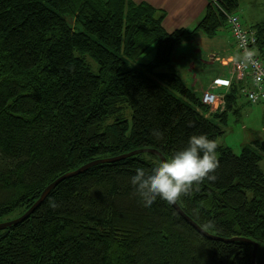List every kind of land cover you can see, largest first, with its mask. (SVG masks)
<instances>
[{
	"label": "trees",
	"instance_id": "1",
	"mask_svg": "<svg viewBox=\"0 0 264 264\" xmlns=\"http://www.w3.org/2000/svg\"><path fill=\"white\" fill-rule=\"evenodd\" d=\"M239 5L208 0L188 32L167 30L165 11L143 1L0 0V224L92 161L144 149L167 158L207 133L218 145L216 179L194 184L176 204L207 234L239 239H208L159 199L144 207L129 184L136 166L159 160L144 153L59 183L27 219L0 231V264H252L254 244L255 264H264V148L235 155L217 142L249 83L232 84L223 110L211 113L178 75L158 72L193 34L227 26ZM253 30L264 62V21ZM153 47L154 58L140 64ZM152 129L165 140L155 142Z\"/></svg>",
	"mask_w": 264,
	"mask_h": 264
},
{
	"label": "crops",
	"instance_id": "2",
	"mask_svg": "<svg viewBox=\"0 0 264 264\" xmlns=\"http://www.w3.org/2000/svg\"><path fill=\"white\" fill-rule=\"evenodd\" d=\"M134 1L147 2L154 8L164 10L166 13L164 27L169 31L182 28L188 32H193L203 18L208 5V0ZM263 3L264 0H240L237 14L239 15V10L242 11V14L248 11H259L263 9L261 7ZM253 14L250 26H244L242 22L244 29L253 30V26L256 23L264 21V19L258 21L254 12ZM238 58L239 53L227 25L220 28L212 37H208L201 31L193 34L191 40L178 46L172 57V65L167 70L178 75L183 84L200 97L214 79H227L230 76L229 69ZM182 75L190 79L191 85L185 84ZM237 80L238 78L232 75V84H237ZM214 93L219 96H225L227 89L219 88ZM219 109L223 110V106Z\"/></svg>",
	"mask_w": 264,
	"mask_h": 264
},
{
	"label": "clouds",
	"instance_id": "3",
	"mask_svg": "<svg viewBox=\"0 0 264 264\" xmlns=\"http://www.w3.org/2000/svg\"><path fill=\"white\" fill-rule=\"evenodd\" d=\"M155 142L165 140V132L152 129L150 133ZM218 145L207 133L190 135L184 146L172 152L167 158L157 160L150 169L136 166L129 178L132 195L151 207L157 199L168 204L176 203L186 195L196 183L214 181L219 167ZM49 206L57 207L53 199Z\"/></svg>",
	"mask_w": 264,
	"mask_h": 264
},
{
	"label": "rangeland",
	"instance_id": "4",
	"mask_svg": "<svg viewBox=\"0 0 264 264\" xmlns=\"http://www.w3.org/2000/svg\"><path fill=\"white\" fill-rule=\"evenodd\" d=\"M261 7H263V9L259 11H248L243 14L242 11L239 10V15L242 19L244 26H250L251 16L254 15L253 12L255 13V16H257L256 18L258 21L264 19V3L262 4ZM68 24L72 25L75 31H82V28L78 24L74 25L70 18H68ZM233 41L235 42L234 39ZM177 49L178 47L176 48V50ZM154 54H155V48L153 47L144 55L143 58L140 59L139 63L140 64L149 63L154 58ZM257 56L259 57L260 60H262L258 54ZM239 58H240V53H239ZM84 60L86 64L89 66L91 73L97 75L98 64L89 56H84ZM234 63L235 61L232 63V66ZM232 66L229 69L230 76L227 79H221V78L214 79L212 83L208 86V88L202 92L204 93L210 91L216 97V101L213 105H206L209 107L210 112L212 113H214L217 109L222 108L223 98H224V96H219L218 94H215L214 91H216L219 88H226L228 92L230 86L232 85V81H231L232 75H234L235 78H237L236 74L233 72ZM158 72L168 73L169 71L167 70V67H162L158 69ZM182 76L185 84L191 85L190 79L188 77H185V75ZM242 80L243 81L245 80L246 83L250 84L249 80L247 79H242ZM245 86L246 84L243 86V88ZM242 94L243 95L238 97L236 100V105L234 110L237 111V113L232 111L227 114L226 122L222 126L223 134L219 136L217 139V142L220 146L230 149L235 155H240L244 148H252L257 151V148L255 147V143H259L260 145L264 144V103L253 105L249 101H247V97L243 89H242ZM127 119L129 120V122H131V116H128ZM259 168L262 174H264V157L261 159L259 163Z\"/></svg>",
	"mask_w": 264,
	"mask_h": 264
},
{
	"label": "built area",
	"instance_id": "5",
	"mask_svg": "<svg viewBox=\"0 0 264 264\" xmlns=\"http://www.w3.org/2000/svg\"><path fill=\"white\" fill-rule=\"evenodd\" d=\"M227 25L231 36L237 44L240 58L233 64V72L238 80L247 79L249 85L243 88L247 101L253 105L264 103V62L257 56L255 46L257 37L252 29H244L237 14L226 15ZM216 97L212 92H204L201 102L213 105Z\"/></svg>",
	"mask_w": 264,
	"mask_h": 264
},
{
	"label": "water",
	"instance_id": "6",
	"mask_svg": "<svg viewBox=\"0 0 264 264\" xmlns=\"http://www.w3.org/2000/svg\"><path fill=\"white\" fill-rule=\"evenodd\" d=\"M262 148H264V144L261 145ZM144 153H149V154H153L155 156H157L159 159H163L164 157L156 150H152V149H144V150H138V151H133L130 152L128 154L119 156V157H115V158H110V159H100V160H95L92 161L82 167H80L79 169L68 173L66 175H63L61 177H59L58 179H56L53 183H51L49 186L46 187V189L42 192V194L40 195L39 199L34 203V205L21 217H18L16 219L10 220L8 222L5 223H1L0 224V231H3L9 227H12L14 225H17L21 222H23L25 219H27L33 212L34 210L44 201V199L46 198V196L61 182H63L64 180L68 179V178H72L74 176H77L79 174H82L83 172H85L87 169L96 166V165H101V164H108V163H113V162H117L120 161L122 159L125 158H130V157H134L138 154H144ZM172 207L176 210V212L190 225L192 226L197 232H199L200 234H202L204 237L208 238V239H212V240H217V241H222V242H233V241H239V239H230V240H225V239H219L216 237H213L209 234H207L206 232H204L202 229H200V227H198L189 217H187L182 210L178 207V205L176 203L171 204ZM243 241V240H240ZM256 255H257V245L254 244V250L252 253V264H255V259H256Z\"/></svg>",
	"mask_w": 264,
	"mask_h": 264
}]
</instances>
